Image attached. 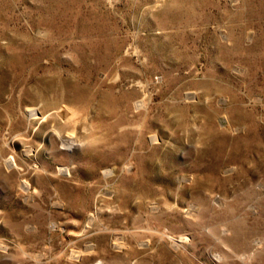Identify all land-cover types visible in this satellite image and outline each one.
Returning <instances> with one entry per match:
<instances>
[{
	"label": "rangeland",
	"instance_id": "obj_1",
	"mask_svg": "<svg viewBox=\"0 0 264 264\" xmlns=\"http://www.w3.org/2000/svg\"><path fill=\"white\" fill-rule=\"evenodd\" d=\"M0 264H264V0H0Z\"/></svg>",
	"mask_w": 264,
	"mask_h": 264
}]
</instances>
